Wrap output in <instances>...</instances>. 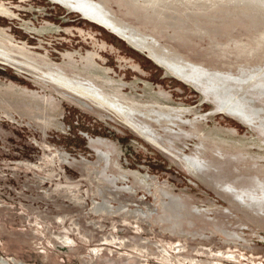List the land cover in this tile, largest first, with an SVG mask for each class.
Listing matches in <instances>:
<instances>
[{
    "label": "rangeland",
    "instance_id": "374dc122",
    "mask_svg": "<svg viewBox=\"0 0 264 264\" xmlns=\"http://www.w3.org/2000/svg\"><path fill=\"white\" fill-rule=\"evenodd\" d=\"M0 261L264 264V0H0Z\"/></svg>",
    "mask_w": 264,
    "mask_h": 264
},
{
    "label": "bare ground",
    "instance_id": "6f19581e",
    "mask_svg": "<svg viewBox=\"0 0 264 264\" xmlns=\"http://www.w3.org/2000/svg\"><path fill=\"white\" fill-rule=\"evenodd\" d=\"M85 6H86L85 9H87L89 13L91 12V14H95V15L98 17V18H94V17H92V18L94 19V22H96V24H97L98 26H100L101 28H103V29H105V30H108V31H110V32L114 31L115 28L117 29V25H116V23L119 22V21L113 19L111 16H109L108 14H106V13H105L102 9H100L99 7H97V6L94 7V6L89 5L88 2L85 4ZM157 64H159V63H157ZM172 75L175 76L176 78H178L179 80H182V81L186 82L187 84H190L193 88L198 89V87L200 86L199 82H197V81L187 80V79H185V78H183V77H181V76L175 75V74H173V73H172ZM201 92H202V91H201ZM109 100H110V99H109ZM90 103H91V102H90ZM153 109H154V108H153ZM153 109H152V110H153ZM183 110H184V109H183ZM169 111H171V110H169ZM160 112H161V111H160ZM172 117H173V116H172ZM180 121H181V120H180ZM240 122H242V121L240 120ZM169 123H170V122H169ZM242 123H243V122H242ZM172 124H174V123H172ZM175 124H176V123H175ZM160 145H161V144H160ZM160 145H159V146H160ZM180 206H181V205L172 204L171 206H169L170 212H171V213H178L179 210L181 209ZM182 208H183V207H182ZM0 263H2V264H6L4 261H0Z\"/></svg>",
    "mask_w": 264,
    "mask_h": 264
}]
</instances>
